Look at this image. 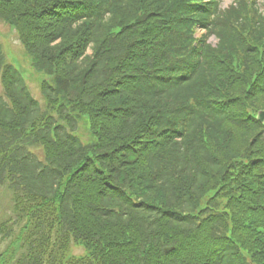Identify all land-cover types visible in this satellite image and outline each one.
I'll return each mask as SVG.
<instances>
[{"label": "trees", "instance_id": "1", "mask_svg": "<svg viewBox=\"0 0 264 264\" xmlns=\"http://www.w3.org/2000/svg\"><path fill=\"white\" fill-rule=\"evenodd\" d=\"M0 20L52 77L40 105L0 44V264H264V0H0Z\"/></svg>", "mask_w": 264, "mask_h": 264}, {"label": "rangeland", "instance_id": "2", "mask_svg": "<svg viewBox=\"0 0 264 264\" xmlns=\"http://www.w3.org/2000/svg\"><path fill=\"white\" fill-rule=\"evenodd\" d=\"M233 2L234 0H221L220 6L221 8H227ZM209 41L212 44L216 43V39L213 37H211ZM0 44L6 62L12 64L20 72L32 96L40 103V105H43L44 100L41 95L40 84L42 81L51 83L52 77L42 71H37L32 67L31 58L20 43L17 32L2 20H0ZM77 135H79L84 142L88 141V128L84 124H81L78 128ZM11 211L10 192L5 186H0V222L10 217ZM13 234L11 237L6 238H3L0 235V252L6 249L10 242L14 240ZM70 253L76 255L83 254L84 249L82 246L72 243L70 246Z\"/></svg>", "mask_w": 264, "mask_h": 264}, {"label": "water", "instance_id": "3", "mask_svg": "<svg viewBox=\"0 0 264 264\" xmlns=\"http://www.w3.org/2000/svg\"><path fill=\"white\" fill-rule=\"evenodd\" d=\"M258 119L260 122H263L264 120V112L259 113ZM170 248H165V251H169Z\"/></svg>", "mask_w": 264, "mask_h": 264}]
</instances>
